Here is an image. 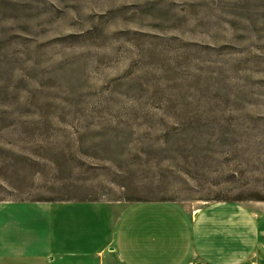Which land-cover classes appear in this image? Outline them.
Here are the masks:
<instances>
[{
	"label": "rangeland",
	"instance_id": "rangeland-1",
	"mask_svg": "<svg viewBox=\"0 0 264 264\" xmlns=\"http://www.w3.org/2000/svg\"><path fill=\"white\" fill-rule=\"evenodd\" d=\"M255 198L264 0H0V202Z\"/></svg>",
	"mask_w": 264,
	"mask_h": 264
},
{
	"label": "crops",
	"instance_id": "crops-1",
	"mask_svg": "<svg viewBox=\"0 0 264 264\" xmlns=\"http://www.w3.org/2000/svg\"><path fill=\"white\" fill-rule=\"evenodd\" d=\"M0 202V264H264V206ZM112 248V249H111Z\"/></svg>",
	"mask_w": 264,
	"mask_h": 264
},
{
	"label": "trees",
	"instance_id": "trees-1",
	"mask_svg": "<svg viewBox=\"0 0 264 264\" xmlns=\"http://www.w3.org/2000/svg\"><path fill=\"white\" fill-rule=\"evenodd\" d=\"M255 200H258V201H264V199L262 198H255ZM50 201V200H49Z\"/></svg>",
	"mask_w": 264,
	"mask_h": 264
},
{
	"label": "water",
	"instance_id": "water-1",
	"mask_svg": "<svg viewBox=\"0 0 264 264\" xmlns=\"http://www.w3.org/2000/svg\"><path fill=\"white\" fill-rule=\"evenodd\" d=\"M112 249V248H111Z\"/></svg>",
	"mask_w": 264,
	"mask_h": 264
}]
</instances>
